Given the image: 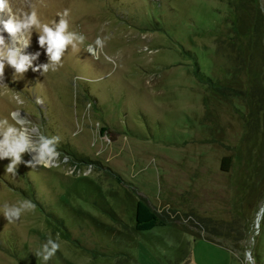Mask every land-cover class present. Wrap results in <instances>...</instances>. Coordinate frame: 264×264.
Segmentation results:
<instances>
[{
	"label": "rangeland",
	"instance_id": "1",
	"mask_svg": "<svg viewBox=\"0 0 264 264\" xmlns=\"http://www.w3.org/2000/svg\"><path fill=\"white\" fill-rule=\"evenodd\" d=\"M9 3L45 22L69 9L86 39L55 71L4 69L0 117L22 109L59 155L32 168L25 153L15 176L0 160V264H264V0ZM36 51L47 62L34 32ZM140 199L180 219L138 232Z\"/></svg>",
	"mask_w": 264,
	"mask_h": 264
},
{
	"label": "clouds",
	"instance_id": "2",
	"mask_svg": "<svg viewBox=\"0 0 264 264\" xmlns=\"http://www.w3.org/2000/svg\"><path fill=\"white\" fill-rule=\"evenodd\" d=\"M3 12L8 14L7 19H0V81L3 83L6 66L14 69L16 79L22 78L29 68L43 74L50 70L55 71L66 50L70 47L71 50L79 52L81 50L79 46L86 39L84 34L70 30L69 9L57 12L51 21L45 22L40 18L36 6H32L28 11L17 8L13 12L9 0H0V13ZM4 32L12 37L15 46L5 39ZM34 32L37 33L40 48L44 49L47 62L34 63L40 57V51L25 52V49L31 45ZM106 39L107 37L97 36L93 42L87 44L84 50L95 57L97 51L104 47ZM14 99L18 104L23 103L19 95H16ZM40 102L38 99L37 103ZM21 110L13 108L7 116L0 117V160L9 159L5 168L7 175H16L17 167L25 153L32 154V158L25 162L32 168L54 166L59 155L56 149L59 137L40 134L33 138L32 134L36 132V127L27 126L29 123L27 114L22 116ZM64 159L67 160L68 157L65 156ZM33 207L34 205L28 200H22L16 204H5L3 217L8 223H13L21 217L23 212ZM58 247L54 240L49 239L35 255L47 261Z\"/></svg>",
	"mask_w": 264,
	"mask_h": 264
},
{
	"label": "trees",
	"instance_id": "3",
	"mask_svg": "<svg viewBox=\"0 0 264 264\" xmlns=\"http://www.w3.org/2000/svg\"><path fill=\"white\" fill-rule=\"evenodd\" d=\"M179 219V217L171 216L168 212L158 213L145 200L140 199L136 206L135 229L138 232L149 231L158 226L177 222Z\"/></svg>",
	"mask_w": 264,
	"mask_h": 264
},
{
	"label": "water",
	"instance_id": "4",
	"mask_svg": "<svg viewBox=\"0 0 264 264\" xmlns=\"http://www.w3.org/2000/svg\"><path fill=\"white\" fill-rule=\"evenodd\" d=\"M249 256H250V252H248Z\"/></svg>",
	"mask_w": 264,
	"mask_h": 264
},
{
	"label": "bare ground",
	"instance_id": "5",
	"mask_svg": "<svg viewBox=\"0 0 264 264\" xmlns=\"http://www.w3.org/2000/svg\"><path fill=\"white\" fill-rule=\"evenodd\" d=\"M32 156V154H30Z\"/></svg>",
	"mask_w": 264,
	"mask_h": 264
}]
</instances>
